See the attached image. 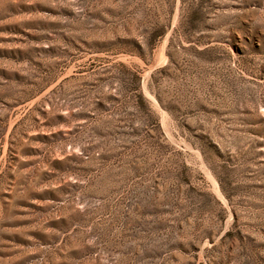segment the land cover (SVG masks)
<instances>
[{
	"label": "rangeland",
	"instance_id": "rangeland-1",
	"mask_svg": "<svg viewBox=\"0 0 264 264\" xmlns=\"http://www.w3.org/2000/svg\"><path fill=\"white\" fill-rule=\"evenodd\" d=\"M0 264H264V0H0Z\"/></svg>",
	"mask_w": 264,
	"mask_h": 264
}]
</instances>
